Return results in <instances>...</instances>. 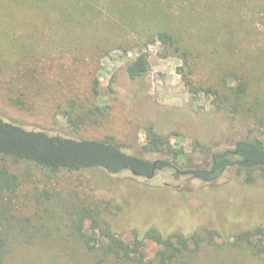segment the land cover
<instances>
[{"label": "trees", "instance_id": "16d2710c", "mask_svg": "<svg viewBox=\"0 0 264 264\" xmlns=\"http://www.w3.org/2000/svg\"><path fill=\"white\" fill-rule=\"evenodd\" d=\"M3 23L13 32L26 26L27 38L52 50L82 48L94 74L114 47L157 43L161 57L181 61L187 91L206 97L213 115L242 121L246 134L220 150L196 141L187 153L171 141L178 132L164 135L149 124L141 153L156 156L152 160L126 152L112 138L49 135L0 118V264H242L238 253L264 263V225L233 233L231 242L206 227L134 229L124 240V229L113 224L123 211L115 199L26 189L31 169L47 179L93 171L147 179L168 169L202 184L232 170L244 184L264 182V0H0V37L6 36ZM26 39L13 48L26 53L32 48ZM125 71L131 81L147 76V52L127 60ZM98 85L95 77L84 104L69 100L63 115L72 130L108 116L107 105L97 103ZM193 153L206 156L203 164L196 165ZM18 166L24 169L12 170ZM146 240L156 246L150 258Z\"/></svg>", "mask_w": 264, "mask_h": 264}, {"label": "rangeland", "instance_id": "374dc122", "mask_svg": "<svg viewBox=\"0 0 264 264\" xmlns=\"http://www.w3.org/2000/svg\"><path fill=\"white\" fill-rule=\"evenodd\" d=\"M2 27L6 36L0 37L3 67L0 118L4 121L49 135L112 138L132 154L142 152L141 145L146 137L144 128L149 124L164 135L178 132L179 138L171 141L187 153L192 152L196 141L220 150L230 148L234 140L246 134L242 121L228 122L224 117L213 115L206 97L187 91L179 73L181 61L173 56L161 57L157 43L144 47L128 41L127 46L114 47L99 60L94 74L87 66V55L82 48L52 50L38 43L37 37L27 38L29 32L24 25H19L16 32L7 24ZM25 39L27 43L32 42V48L26 53L13 48ZM139 51L147 52L150 71L144 78L131 81L125 71V62ZM95 77L99 83L97 103L107 105L108 116L97 125L74 131L63 112L71 99L79 104L90 100L89 88ZM142 155L152 160L156 158ZM192 155L196 165L203 164L206 159L204 155ZM23 169V166L12 167L16 172ZM31 179L26 189L35 185L38 189L75 190L97 199H115L123 211L113 224L124 229V240L132 237L134 229L155 227L189 232L206 227L218 231L221 238L231 242L233 233L264 225V182L244 184L232 170L212 184L175 176L174 171L168 169L154 172L150 179L128 172L108 178L94 171L60 172L47 179L45 173L31 169ZM221 238L216 239L218 244L222 243ZM155 250L156 246L146 240L147 257H152ZM234 257L242 264H264L248 259L243 253Z\"/></svg>", "mask_w": 264, "mask_h": 264}, {"label": "flooded vegetation", "instance_id": "af4514ba", "mask_svg": "<svg viewBox=\"0 0 264 264\" xmlns=\"http://www.w3.org/2000/svg\"><path fill=\"white\" fill-rule=\"evenodd\" d=\"M178 176H184L183 174H181V175H178ZM147 179H150V178H147Z\"/></svg>", "mask_w": 264, "mask_h": 264}, {"label": "water", "instance_id": "95a60500", "mask_svg": "<svg viewBox=\"0 0 264 264\" xmlns=\"http://www.w3.org/2000/svg\"><path fill=\"white\" fill-rule=\"evenodd\" d=\"M132 174L134 175V173L132 172Z\"/></svg>", "mask_w": 264, "mask_h": 264}]
</instances>
